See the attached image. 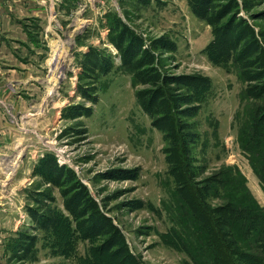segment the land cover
Instances as JSON below:
<instances>
[{
    "label": "rangeland",
    "instance_id": "rangeland-1",
    "mask_svg": "<svg viewBox=\"0 0 264 264\" xmlns=\"http://www.w3.org/2000/svg\"><path fill=\"white\" fill-rule=\"evenodd\" d=\"M54 1L34 82L20 96H0V264H117L115 246L102 248L109 233L97 231L107 223L145 263L190 264L164 235L174 223L169 213L174 182L162 132L138 104L136 92L159 100L161 88L168 86L189 96L193 91L165 81L207 77L208 88L181 115L184 131L195 140L191 156L197 177L237 167L264 206V189L236 140L243 113L260 101L241 100V92L246 83L260 91V79L243 82L231 59H211L207 48L215 30L187 0ZM212 5L220 32L245 20L264 37V0H213ZM111 38L122 47L131 39L138 48L156 46L153 66H143L149 82L134 79ZM244 42L247 37L239 47ZM92 49L112 63L107 72L89 78L95 81L93 100L78 88L86 82L79 77L80 61ZM258 63L256 58L253 71ZM153 68L164 76L153 81ZM89 86L83 84L88 92ZM156 116L164 113L158 110ZM43 207L57 214L56 228L34 227L29 208L42 212ZM93 246L103 252L93 254Z\"/></svg>",
    "mask_w": 264,
    "mask_h": 264
},
{
    "label": "trees",
    "instance_id": "trees-1",
    "mask_svg": "<svg viewBox=\"0 0 264 264\" xmlns=\"http://www.w3.org/2000/svg\"><path fill=\"white\" fill-rule=\"evenodd\" d=\"M187 1L192 12L211 24L215 30L214 39L207 48L211 59H231L239 79L243 82H249L253 78L261 81L260 91H254L252 86L246 83L241 92V100L251 97L253 100L260 101L243 113V122L238 126L236 140L264 189V39H262L264 37L262 30L255 31L252 25L243 20L244 24L241 27L220 32V28L216 27V12L211 14L209 11V8L214 6L213 0ZM241 30H243L242 35L239 34ZM258 36L261 39H258ZM245 37L247 42H244V47L241 48L239 45ZM129 40L126 41V45ZM111 41L121 53L122 64L133 73L134 79L139 83L149 82L148 76L151 75L146 73L143 66H153L151 62L155 60L153 50L157 49L156 46L150 48L149 45L142 49V43L138 48L134 45V39H131L128 46L122 47L114 38H111ZM257 50L258 55L255 56L254 53ZM141 58L145 60L142 62ZM256 58H258L259 66H255L258 70L253 71ZM111 64L109 58L95 49L84 55L80 61L79 77H84L85 83H91L92 86H89L90 92H88L83 87L85 83L78 85L82 95L91 100L94 99L90 97V94H94L92 89L95 81L89 78H95L107 72ZM150 70H154L153 81L164 76L156 68ZM255 73L258 74L257 77ZM173 82L180 84L187 93L190 91L193 93L189 96L176 95L173 92L174 89L165 86L161 88L158 100V96L150 98L146 97L141 90L136 92L138 104L148 114L156 128L162 132L164 144L162 150L168 172L174 182L172 204L169 206V213L174 223L164 235L172 245L187 254L190 264H264V206L259 205L248 189L243 173L237 167L228 166L211 176L198 179L199 173L193 164L191 143L195 140H191L193 133L184 131L185 125L181 115L185 105L199 101L201 94L209 86V80L207 77L195 75L187 80L175 77L165 81L164 84ZM159 103H163L161 109H159ZM158 110L164 113V117L156 116ZM49 174H53V171H49ZM44 194L49 196L48 191ZM214 199H219L221 202L211 203L210 201ZM29 213L36 229H54L59 222L57 214L49 207H43L42 212L29 208ZM102 226L97 227V231L100 234L101 231L109 233L103 237L102 248L115 246L114 252L120 256L116 259L117 264H149L129 251L124 235L112 223ZM92 236L95 235L89 234L87 237ZM91 252L101 254L103 251L98 246H93ZM110 253H113V249Z\"/></svg>",
    "mask_w": 264,
    "mask_h": 264
},
{
    "label": "crops",
    "instance_id": "crops-1",
    "mask_svg": "<svg viewBox=\"0 0 264 264\" xmlns=\"http://www.w3.org/2000/svg\"><path fill=\"white\" fill-rule=\"evenodd\" d=\"M50 2L55 3L54 0H0V96L22 95L34 82L40 66L38 54L49 32L46 23L55 15Z\"/></svg>",
    "mask_w": 264,
    "mask_h": 264
},
{
    "label": "bare ground",
    "instance_id": "bare-ground-1",
    "mask_svg": "<svg viewBox=\"0 0 264 264\" xmlns=\"http://www.w3.org/2000/svg\"><path fill=\"white\" fill-rule=\"evenodd\" d=\"M56 50V48L54 49V51Z\"/></svg>",
    "mask_w": 264,
    "mask_h": 264
}]
</instances>
